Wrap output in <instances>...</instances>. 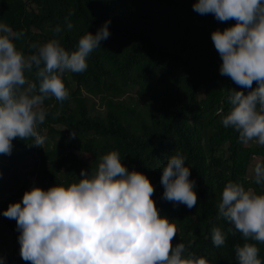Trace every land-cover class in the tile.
I'll return each instance as SVG.
<instances>
[{"label": "trees", "instance_id": "1", "mask_svg": "<svg viewBox=\"0 0 264 264\" xmlns=\"http://www.w3.org/2000/svg\"><path fill=\"white\" fill-rule=\"evenodd\" d=\"M196 2L0 0V23L25 33L15 41L25 55L34 53L31 44L53 38L71 52L81 36L95 35L110 21V36L89 55L87 70L63 74L69 99L44 102L48 115L38 130L51 149L14 139L11 155L0 154V245L7 250L0 264H30L19 254L16 221L3 216L9 204L20 203L33 187L47 190L78 182L82 169L94 171L113 151L123 166L144 174L154 187L151 198L159 214L177 227L173 246L184 243L209 264H238L235 246L246 241L239 233H227L231 225L218 218L217 204L228 182L264 193V187L247 178L251 160H264V146L240 143L238 134L221 123L230 108L229 91H250L220 74L222 60L211 40L212 32L236 22L198 14L192 7ZM69 12L74 13L70 31L65 24ZM56 26L62 29L59 35L53 32ZM26 75L35 80L34 72ZM129 93L133 97L125 99ZM90 100L98 101L101 116L91 113ZM176 153L185 157L189 179L195 181L198 199L192 209L162 198V168ZM213 227L225 231L224 246L213 245ZM248 242L256 243L264 262V244Z\"/></svg>", "mask_w": 264, "mask_h": 264}, {"label": "clouds", "instance_id": "2", "mask_svg": "<svg viewBox=\"0 0 264 264\" xmlns=\"http://www.w3.org/2000/svg\"><path fill=\"white\" fill-rule=\"evenodd\" d=\"M192 7L220 22H236L212 32L211 40L222 60L220 74L250 91H229L230 108L221 123L238 134L240 143L264 146V0H197ZM73 14L65 17L69 31ZM109 24L81 36L71 52L53 38L31 44L34 53L25 55L15 44L25 33L0 23V154L11 155L14 139H31L38 147L46 143L38 130L48 115L45 100L62 104L69 99L63 74L87 70L89 55L110 36ZM53 32L59 35L62 29L56 26ZM33 72L35 80L26 75ZM252 172L254 184L264 187V160L258 159ZM190 175L182 154L170 156L160 178L162 198L195 207ZM80 177L67 187H33L3 212L16 221L21 259L30 264H209L184 243L172 245L177 227L159 214L151 198L154 187L144 174L123 166L118 152L104 155L94 171L82 169ZM217 210L218 218L231 225L227 233H239L246 241L235 246L238 264H264L256 243L248 242L264 244V193L228 182ZM211 240L215 247L224 246L225 231L213 227Z\"/></svg>", "mask_w": 264, "mask_h": 264}, {"label": "rangeland", "instance_id": "3", "mask_svg": "<svg viewBox=\"0 0 264 264\" xmlns=\"http://www.w3.org/2000/svg\"><path fill=\"white\" fill-rule=\"evenodd\" d=\"M131 97H133V95H132L131 93H129V95H127V96L125 97V99H129V98H131ZM90 109H91V113H92L93 115H100V116H101L102 113H103V109L99 106V103H98L97 100H90ZM58 128H60V127H58ZM245 145H247L248 147H252V148H261V147H262V146L257 145V144L255 143V141H252V142H250V143H248V144H245ZM42 147H43L45 150H50L51 147H52V143L47 139L46 143H45L44 145H42ZM258 159L263 160V158H261V157L253 158V159L251 160V162H250V164H249V166H248V170H247V178H248V179L253 178L252 168H253L254 164L257 162ZM29 165H30V164H29ZM29 169H30V166H29V168H27V169H25V170L20 168V171H22V173H23V172L28 171ZM5 251H7V250H6L5 248L1 247V245H0V261H1V260L3 259V257H4V253H5Z\"/></svg>", "mask_w": 264, "mask_h": 264}]
</instances>
